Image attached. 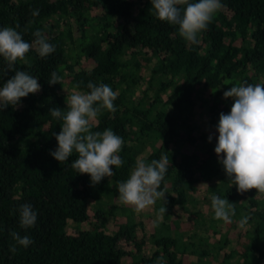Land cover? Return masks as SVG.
I'll return each instance as SVG.
<instances>
[{
    "label": "trees",
    "instance_id": "16d2710c",
    "mask_svg": "<svg viewBox=\"0 0 264 264\" xmlns=\"http://www.w3.org/2000/svg\"><path fill=\"white\" fill-rule=\"evenodd\" d=\"M221 4L193 44L177 25L157 18L151 0H0V29L13 27L32 44L13 71L0 57V88L16 70L41 86L0 111V264H264V194L238 193L214 152L216 136L198 134L193 123L198 111L218 122L230 113L234 101L223 97L230 87L264 84V0ZM37 30L55 46L44 58L34 44ZM53 72L59 84L49 85ZM89 82L118 93L116 111L102 110L91 131L111 129L124 141L122 166L95 186L71 166L75 151L61 163L50 155L63 121L49 109L66 112L69 90L79 85L78 91L90 92ZM162 156L168 165L158 190L165 196L138 221L119 201L117 185L138 159L151 163ZM203 189L209 210L198 209ZM213 195L235 204L232 223L214 218ZM90 201L97 205L93 215ZM24 204L37 213L27 230L19 225ZM188 216L193 224L183 221ZM70 221L79 227L76 236ZM13 231L33 243L17 244Z\"/></svg>",
    "mask_w": 264,
    "mask_h": 264
},
{
    "label": "clouds",
    "instance_id": "9594fccd",
    "mask_svg": "<svg viewBox=\"0 0 264 264\" xmlns=\"http://www.w3.org/2000/svg\"><path fill=\"white\" fill-rule=\"evenodd\" d=\"M160 21L177 25L179 35L189 43H199L198 34L207 29L214 15L223 7L221 0H151ZM186 6L183 11L178 6ZM39 10L32 12L33 16ZM34 44L40 57L44 58L55 51V46L48 43L39 30L34 33ZM32 44L25 41L13 27L0 29V57L7 63L9 71H13L18 60H25ZM37 78L25 71L16 70L14 76L8 79L0 88V111L8 106H18L21 99L41 90ZM60 77L53 72L48 81L49 85L59 84ZM73 88L67 96V111L58 107L49 109L52 117L62 119L61 131L55 135L58 147L50 155L59 163L69 161L73 152L78 158L71 166L79 174H87L92 186L98 185L102 179L114 175L113 167H120L123 160L119 156L124 143L122 137L111 129L92 132L91 128L102 110L114 113V101L117 92L107 84H87L90 92H81ZM224 99L231 98L230 113H221L217 126L218 140L214 148L218 162L222 164L228 180L237 188L238 193L255 190L264 194V84H241L232 86L223 93ZM209 142L212 137L209 136ZM168 157L145 163L137 160L136 167L130 177L119 182V201L139 213L162 199L165 192L160 189L167 171ZM214 218L232 223L235 215L234 203L215 195L211 197ZM165 207L160 212L165 213ZM19 225L22 229L32 228L37 221V213L30 204H24L19 209ZM248 223L245 216L239 221V227L244 228ZM17 244L27 248L33 241L19 232L10 233ZM10 251H15L13 246Z\"/></svg>",
    "mask_w": 264,
    "mask_h": 264
},
{
    "label": "rangeland",
    "instance_id": "374dc122",
    "mask_svg": "<svg viewBox=\"0 0 264 264\" xmlns=\"http://www.w3.org/2000/svg\"><path fill=\"white\" fill-rule=\"evenodd\" d=\"M72 25H73V27H74V34H75V37H79V36H80V33L78 32L77 27H76V24L74 23V21H72ZM142 89H144V88H142ZM72 90H73V89H70V90H69V95L72 93ZM165 97H167V96L165 95ZM193 123H194V125H195L196 128H197V132H198V134H209V135L214 136V137L216 136V140H215V141L218 140V132H217V130H216V129H217V128H216V125H218L219 122H218V121H215V120L213 119V117L210 116V114L208 113V111L204 110V111H198V112H196L195 115H194V117H193ZM148 151H149V148H146L145 152H148ZM139 158H141V156H140ZM218 184H219V183H218V180H215V181L212 182V185H218ZM206 191H207V189H203V190L200 192V197H202V203L198 205V206H199L198 209H200V210H201V209H202V210H203V209H205V210H209V209H210V203H208V202L206 201V199H208L207 196H209V195L206 193ZM155 203H156V202H155ZM89 206H90V212H91V214L93 215L94 212L96 211V206H97V205H96L95 202L90 201V202H89ZM155 207H156V205L154 204V205H152V206L146 208L144 211L139 212V213L135 212L134 209H133L132 207H129V208H130L132 211L135 212V214L137 215V219H138V221H141V220L144 219L143 216H145V213H146V212H150L151 214H153V213L155 212ZM147 216H148V215H147ZM150 217H151V216H150ZM172 218L175 219L174 216H173ZM194 220H195L194 218L189 217V216H188V217H185V218L183 219L184 222H190L191 224H193ZM112 222H113V219L110 220V223H112ZM68 229H69V233H70L71 235L76 236V235L78 234L79 227H78V225H77L76 223L70 221L69 224H68ZM195 232H196L199 236H205L201 230H196ZM108 233H109V232H108ZM192 234H193V232H192ZM151 236H152L151 234H148V236H147V240H148V242L151 241ZM122 246H123L124 248H126L127 250H131V247H130V246H126L125 243H123ZM193 260H194V263L197 261L195 257L193 258Z\"/></svg>",
    "mask_w": 264,
    "mask_h": 264
}]
</instances>
